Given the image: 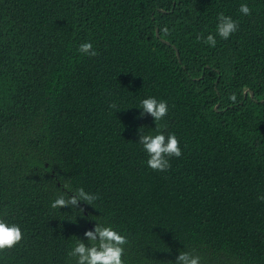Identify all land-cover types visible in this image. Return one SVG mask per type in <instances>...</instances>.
I'll list each match as a JSON object with an SVG mask.
<instances>
[{
	"label": "trees",
	"instance_id": "1",
	"mask_svg": "<svg viewBox=\"0 0 264 264\" xmlns=\"http://www.w3.org/2000/svg\"><path fill=\"white\" fill-rule=\"evenodd\" d=\"M220 13L239 23L227 40ZM149 97L182 149L164 172L139 143ZM80 187L99 199L51 207ZM262 195L264 0H0V218L23 233L0 264H76L100 223L126 236L125 264H264Z\"/></svg>",
	"mask_w": 264,
	"mask_h": 264
},
{
	"label": "clouds",
	"instance_id": "2",
	"mask_svg": "<svg viewBox=\"0 0 264 264\" xmlns=\"http://www.w3.org/2000/svg\"><path fill=\"white\" fill-rule=\"evenodd\" d=\"M243 15H251V9L247 4H241L239 8ZM218 23L216 33L224 40H227L233 33L238 30L239 23L231 16H226L220 13L217 17ZM163 32L168 34L169 29L165 26ZM198 40L203 39V42L211 47H215L217 40L214 35L209 34L206 39L201 35ZM78 51L82 54L95 57L98 52L93 49L90 42L80 44ZM229 100L235 104L237 97L235 93L229 96ZM110 108H117L115 103L110 105ZM142 112L151 114L156 122V134H143L140 131L139 143L142 144L144 151L148 154L147 166L154 171L164 172L171 167L170 158H179L182 156L180 141L175 133H169L167 137L161 131V121L168 114L167 101L157 100L155 97L143 99L141 102ZM218 108V107H217ZM216 108V109H217ZM25 189L27 182L21 177ZM64 188L69 189V185L65 184ZM21 193L22 191H12ZM74 195L69 196L62 192L51 204L53 209L62 208L71 205L73 210L77 209L78 201H85L87 204H92L99 199L98 195L88 193L83 187L71 190ZM258 199L264 200V195ZM83 211V209H80ZM88 239V244L83 240L77 239L71 251L68 252L69 258H75L76 264H125L122 259L124 255V246L128 243L125 235H122L111 226L99 224L95 231H87L85 233ZM23 239L21 227L16 223H9L0 218V252L11 249L19 244ZM201 257L194 255L192 252L181 251L177 259L172 264H200Z\"/></svg>",
	"mask_w": 264,
	"mask_h": 264
},
{
	"label": "water",
	"instance_id": "3",
	"mask_svg": "<svg viewBox=\"0 0 264 264\" xmlns=\"http://www.w3.org/2000/svg\"><path fill=\"white\" fill-rule=\"evenodd\" d=\"M156 31H157V34H158V28H156ZM176 55L179 57V51H178L177 48H176ZM248 90L249 89H246L244 92L246 93ZM250 94L253 95V91L252 90H250ZM218 104H219L218 102L215 104V108L218 107Z\"/></svg>",
	"mask_w": 264,
	"mask_h": 264
},
{
	"label": "bare ground",
	"instance_id": "4",
	"mask_svg": "<svg viewBox=\"0 0 264 264\" xmlns=\"http://www.w3.org/2000/svg\"><path fill=\"white\" fill-rule=\"evenodd\" d=\"M219 69H220V67H219ZM221 71H222V69H220ZM247 95V94H246Z\"/></svg>",
	"mask_w": 264,
	"mask_h": 264
}]
</instances>
